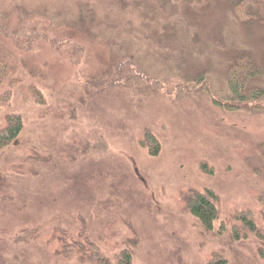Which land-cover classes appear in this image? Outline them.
Here are the masks:
<instances>
[{
  "label": "rangeland",
  "instance_id": "obj_1",
  "mask_svg": "<svg viewBox=\"0 0 264 264\" xmlns=\"http://www.w3.org/2000/svg\"><path fill=\"white\" fill-rule=\"evenodd\" d=\"M149 2L0 0L5 11L27 13L29 23L59 17L65 26L52 35L83 47L73 67L44 46L19 53L0 38V61L17 67L19 80L0 109V126L6 113L24 122L18 141L0 151V264H79L59 258L52 237L79 240L83 229L113 264L123 249L132 264H264L257 163L264 116L224 111L206 94L179 87L136 93L86 86V76L109 60L103 38L134 45L150 35V44L164 46L181 37L182 24L159 18ZM79 10L93 20L82 23ZM213 18L198 20L213 25ZM224 37L240 34L228 29ZM30 87L45 104L34 101ZM144 133L159 141L158 156L140 145ZM206 190L218 209L212 232L183 203L190 191ZM241 213L252 217L260 237L231 238Z\"/></svg>",
  "mask_w": 264,
  "mask_h": 264
},
{
  "label": "trees",
  "instance_id": "obj_2",
  "mask_svg": "<svg viewBox=\"0 0 264 264\" xmlns=\"http://www.w3.org/2000/svg\"><path fill=\"white\" fill-rule=\"evenodd\" d=\"M149 3L159 18L178 20L182 24L181 37L169 40L164 46L150 44V35L147 40L139 36L134 45L128 39L103 38L110 51L109 60L103 63L100 72L86 76V86L101 92L129 88L136 93L157 91L162 86L171 90L179 87L206 94L224 111L264 116V0H213L211 4L205 0H151ZM79 12L82 23L93 20L92 14ZM204 15L216 17L215 23L199 21ZM45 19L48 23H29L27 13L0 8V38L19 53H31L44 46L47 52L59 54L73 67L77 66L83 57L82 45L52 35L56 28H62L59 25L65 26L59 17ZM228 29L235 30L240 38L226 40L224 33ZM202 46L205 48H199ZM17 71L14 65L0 61V87L5 86L0 93V109L10 104L19 83ZM30 92L37 104H45L38 89L30 87ZM23 130L21 115L6 113L0 126V151L16 143ZM140 145L150 156L159 155L160 143L154 135L144 133ZM257 163L264 177V147ZM183 203L186 212L205 231L214 230L218 209L211 191H190L183 196ZM83 233L79 240L66 234L57 241L52 237L56 255L79 264H113L84 229ZM230 235L234 241L246 239L248 235L260 237L252 217L244 213L233 218ZM115 262L132 264L131 251L121 250Z\"/></svg>",
  "mask_w": 264,
  "mask_h": 264
}]
</instances>
